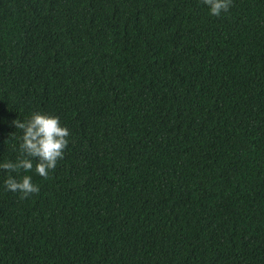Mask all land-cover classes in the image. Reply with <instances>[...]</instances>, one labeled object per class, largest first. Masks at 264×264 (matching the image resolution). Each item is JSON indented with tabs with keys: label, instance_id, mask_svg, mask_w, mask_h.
<instances>
[{
	"label": "trees",
	"instance_id": "obj_1",
	"mask_svg": "<svg viewBox=\"0 0 264 264\" xmlns=\"http://www.w3.org/2000/svg\"><path fill=\"white\" fill-rule=\"evenodd\" d=\"M33 112L69 143L0 169V264H264V0H0V163Z\"/></svg>",
	"mask_w": 264,
	"mask_h": 264
},
{
	"label": "clouds",
	"instance_id": "obj_2",
	"mask_svg": "<svg viewBox=\"0 0 264 264\" xmlns=\"http://www.w3.org/2000/svg\"><path fill=\"white\" fill-rule=\"evenodd\" d=\"M210 9V15L219 17L227 13L232 0H202ZM14 125L23 130L19 153L16 162L6 161L0 163V169L9 173L4 181L5 191L21 193V199L38 195L40 188L32 182L29 175H24L21 180L15 179L11 173L31 172L34 168L36 174L44 179L49 178V172L55 170L59 160L64 158L68 146L70 130L61 126L59 118L47 113L33 112L24 122L15 120ZM33 160L36 161L35 166Z\"/></svg>",
	"mask_w": 264,
	"mask_h": 264
}]
</instances>
